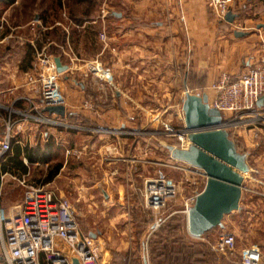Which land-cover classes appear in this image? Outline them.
<instances>
[{
  "label": "crops",
  "instance_id": "1",
  "mask_svg": "<svg viewBox=\"0 0 264 264\" xmlns=\"http://www.w3.org/2000/svg\"><path fill=\"white\" fill-rule=\"evenodd\" d=\"M211 12L206 0H0V101L4 104L0 113L23 122L24 128H43L45 147L42 157L38 156L40 146L33 148L34 159L30 161L24 150L29 143L22 138L23 130L14 140L27 159L6 170L0 168V175L20 176L19 180L26 181L31 172L28 161L48 166L59 153H64L65 160L51 170L49 178L64 168L73 171L81 157L83 162L88 159L83 153H101L99 142L110 135L117 140L111 131L119 123L123 129L129 127L125 131L129 133L117 137L120 140L148 136L153 132L148 129L154 120L153 107L139 111L137 106L151 104L145 97L152 94L153 86L162 90L168 87L169 73L179 74L183 68L197 73L221 69L237 78L240 74L234 75L235 62L240 55L234 50L235 44L219 33L218 20ZM102 33L105 40L100 37ZM41 53L67 66V73L72 74L66 80L63 121L67 125L47 126L34 123L32 118L26 120L32 106L29 99H37L26 83V74ZM187 57L193 58V67L185 66ZM96 59L113 71L118 90L112 92L111 86L89 70ZM186 87L191 90L185 79L184 90ZM65 131L71 135L69 145ZM68 149L75 153L67 155ZM89 162L91 167L94 162Z\"/></svg>",
  "mask_w": 264,
  "mask_h": 264
},
{
  "label": "rangeland",
  "instance_id": "2",
  "mask_svg": "<svg viewBox=\"0 0 264 264\" xmlns=\"http://www.w3.org/2000/svg\"><path fill=\"white\" fill-rule=\"evenodd\" d=\"M232 9L237 14L233 22L217 20L219 33L229 38L230 44H235L234 50L240 55L235 62L237 72L234 75H238L250 65L264 61V0H234ZM211 16L217 18L213 12ZM236 30L247 32V35L237 38ZM185 60L186 67H193V58ZM229 61L230 57L226 59V64ZM222 73L221 69L217 73H197L186 68L179 74L169 73L166 79L168 87L162 90L158 85L153 86L152 94L145 97L151 104L137 106L139 111L153 107L154 120L148 126L153 132L148 136L133 135L127 141L117 137L113 140L111 135L108 136L99 142L98 150L103 148V151L98 153L95 150L89 156L83 153L82 156L89 160L83 162L81 157L74 164V172L64 168L49 178L51 170L65 160L62 157L64 153L53 156L48 166L44 162L38 165L28 161L27 168L31 172L26 184L37 183L53 188L71 200L83 232H94L95 237L101 239V264H165V246L176 249L184 246L186 254L193 255L190 262L195 264L198 258L203 259L204 264L231 262L234 257L224 256L211 248L210 242L221 233H235L241 247L258 244L264 249V131L255 134V131L240 125L231 132L239 149L248 153L251 171L244 180L240 209L224 217V227L212 229L203 238L189 234L187 214L182 210L191 196L203 190L207 176L173 159L165 147L166 144L181 145L178 136L162 131L166 130L165 123L177 130L184 129V80H187L192 93H207L212 101L214 92L211 84ZM168 81L176 82L170 84ZM102 92L104 90H100ZM125 95L132 96L131 92H125ZM3 105L0 101V106ZM112 129L123 128L119 123ZM124 129L129 131V127ZM43 132V128L25 127L24 137L20 135L30 148L40 146V157L45 156ZM64 134L69 145L71 135L66 131ZM78 140L82 143L83 139ZM14 153L13 148L10 154L13 156ZM19 159H27V156L21 154ZM89 161L94 162L91 167L88 166ZM5 165L13 166L8 158L1 162L0 168ZM76 176L75 180L73 177ZM160 176L173 181L177 194L162 208L153 209L146 202L144 187L147 180ZM19 179L20 176L6 175L1 178L0 175V202L5 211L24 197L26 188ZM104 192L109 195L108 198Z\"/></svg>",
  "mask_w": 264,
  "mask_h": 264
},
{
  "label": "built area",
  "instance_id": "3",
  "mask_svg": "<svg viewBox=\"0 0 264 264\" xmlns=\"http://www.w3.org/2000/svg\"><path fill=\"white\" fill-rule=\"evenodd\" d=\"M206 1L221 21L233 10L234 0ZM100 37L105 40L106 34L102 33ZM67 69L49 55L41 53L37 56L26 74V83L37 98L29 99L32 106L31 111L25 114L26 120L32 118L34 123L47 126L67 125L63 121L66 114L62 116L45 110L48 106H66V80L72 75L67 73ZM89 70L118 90L113 71L102 61L94 60ZM210 88L214 99L211 101L209 98V103L222 112L223 125L233 139L231 132L240 125L250 128L255 134L264 131V100L262 105L258 104L259 98L264 96V61L234 79L230 73L223 72ZM164 126L166 130L162 133L180 138L181 145L175 146L187 148L190 145L184 129L177 130L166 123ZM23 130V122L5 118L0 113V164L6 160L13 140ZM123 130L114 129L111 132L117 133L114 134L116 137L129 133ZM66 153L71 155L75 151L68 149ZM21 183L26 187L22 201L8 212L3 210L0 202V264H76L75 260L78 264H101V239L83 232L71 200L53 188L26 184L24 180ZM176 191L173 181L164 176L147 180L144 187L146 202L153 209L166 205L169 199L176 196ZM197 194L186 201L182 211L187 215ZM210 243L213 251L235 258L221 264H264V249L258 244L241 247L234 233H221Z\"/></svg>",
  "mask_w": 264,
  "mask_h": 264
},
{
  "label": "water",
  "instance_id": "4",
  "mask_svg": "<svg viewBox=\"0 0 264 264\" xmlns=\"http://www.w3.org/2000/svg\"><path fill=\"white\" fill-rule=\"evenodd\" d=\"M237 14L229 11L225 17L233 22ZM260 27V25L258 26ZM236 36L247 32L235 31ZM264 96L258 104L262 105ZM64 116L65 106L45 108ZM184 132L188 134L187 148L166 144L173 159L185 162L207 176L205 187L196 196L187 215V229L191 236L200 238L216 227H224V217L240 209L245 174L251 170L249 155L241 151L229 130L223 125L222 112L209 103L207 93H192L185 89L183 100ZM95 237V233H90ZM77 263V260H75Z\"/></svg>",
  "mask_w": 264,
  "mask_h": 264
},
{
  "label": "trees",
  "instance_id": "5",
  "mask_svg": "<svg viewBox=\"0 0 264 264\" xmlns=\"http://www.w3.org/2000/svg\"><path fill=\"white\" fill-rule=\"evenodd\" d=\"M14 146L12 148L15 149L14 155L8 157V161L12 163V165H17L18 163L22 162V160L19 159L21 153H22V147L18 142L13 141ZM13 145V144H12ZM24 150L27 151V155L30 161L34 159L33 149L29 148V146L24 147ZM31 150V151H29ZM9 165L3 166V169L6 170ZM60 165L57 166L56 171L59 169ZM53 173V172H52ZM51 173V175H52ZM181 247L180 249H176L175 247H167L165 246V264H195L190 262V258L193 257L186 254L185 250ZM196 264H204L203 259H196Z\"/></svg>",
  "mask_w": 264,
  "mask_h": 264
}]
</instances>
